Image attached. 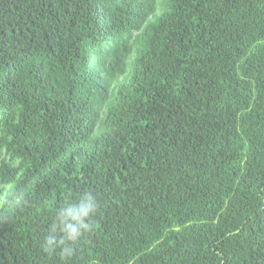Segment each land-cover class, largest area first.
Masks as SVG:
<instances>
[{
  "label": "trees",
  "instance_id": "obj_1",
  "mask_svg": "<svg viewBox=\"0 0 264 264\" xmlns=\"http://www.w3.org/2000/svg\"><path fill=\"white\" fill-rule=\"evenodd\" d=\"M84 192L67 264H264V0H0V264Z\"/></svg>",
  "mask_w": 264,
  "mask_h": 264
},
{
  "label": "clouds",
  "instance_id": "obj_2",
  "mask_svg": "<svg viewBox=\"0 0 264 264\" xmlns=\"http://www.w3.org/2000/svg\"><path fill=\"white\" fill-rule=\"evenodd\" d=\"M3 202L8 203L6 196ZM19 202L15 201L16 204ZM51 211L52 222L41 247L47 254L58 253L67 264L76 254L75 246L94 227L99 213L98 202L91 192H84L75 198L65 199L62 205Z\"/></svg>",
  "mask_w": 264,
  "mask_h": 264
}]
</instances>
